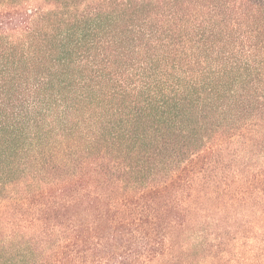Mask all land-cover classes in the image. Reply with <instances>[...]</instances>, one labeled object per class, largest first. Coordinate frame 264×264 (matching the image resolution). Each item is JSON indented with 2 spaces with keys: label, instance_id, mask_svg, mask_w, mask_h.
I'll return each instance as SVG.
<instances>
[{
  "label": "trees",
  "instance_id": "16d2710c",
  "mask_svg": "<svg viewBox=\"0 0 264 264\" xmlns=\"http://www.w3.org/2000/svg\"><path fill=\"white\" fill-rule=\"evenodd\" d=\"M0 264H264V0H0Z\"/></svg>",
  "mask_w": 264,
  "mask_h": 264
}]
</instances>
